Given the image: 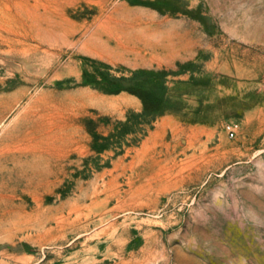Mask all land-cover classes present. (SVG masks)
<instances>
[{
    "label": "rangeland",
    "instance_id": "1",
    "mask_svg": "<svg viewBox=\"0 0 264 264\" xmlns=\"http://www.w3.org/2000/svg\"><path fill=\"white\" fill-rule=\"evenodd\" d=\"M0 264H264V0H0Z\"/></svg>",
    "mask_w": 264,
    "mask_h": 264
},
{
    "label": "built area",
    "instance_id": "2",
    "mask_svg": "<svg viewBox=\"0 0 264 264\" xmlns=\"http://www.w3.org/2000/svg\"><path fill=\"white\" fill-rule=\"evenodd\" d=\"M236 127H237L236 122H229V123H226L224 126L225 131L227 132L229 136H234Z\"/></svg>",
    "mask_w": 264,
    "mask_h": 264
}]
</instances>
